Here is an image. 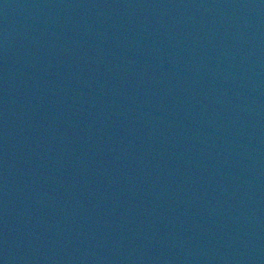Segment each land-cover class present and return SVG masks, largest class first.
Wrapping results in <instances>:
<instances>
[{"label":"water","instance_id":"obj_1","mask_svg":"<svg viewBox=\"0 0 264 264\" xmlns=\"http://www.w3.org/2000/svg\"><path fill=\"white\" fill-rule=\"evenodd\" d=\"M0 264H264V0H0Z\"/></svg>","mask_w":264,"mask_h":264}]
</instances>
